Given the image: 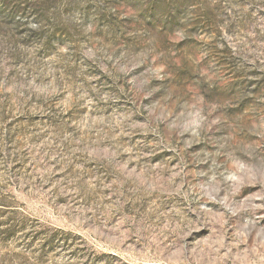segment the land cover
<instances>
[{"label":"rangeland","instance_id":"1","mask_svg":"<svg viewBox=\"0 0 264 264\" xmlns=\"http://www.w3.org/2000/svg\"><path fill=\"white\" fill-rule=\"evenodd\" d=\"M0 264H264V0H0Z\"/></svg>","mask_w":264,"mask_h":264}]
</instances>
